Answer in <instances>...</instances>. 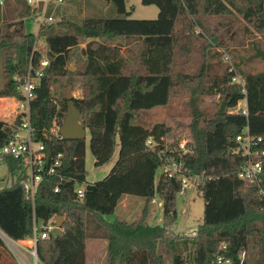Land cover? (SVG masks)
Here are the masks:
<instances>
[{
  "label": "trees",
  "instance_id": "trees-1",
  "mask_svg": "<svg viewBox=\"0 0 264 264\" xmlns=\"http://www.w3.org/2000/svg\"><path fill=\"white\" fill-rule=\"evenodd\" d=\"M106 1L129 14L124 0ZM141 1L158 8L156 18L57 23L67 28L64 32L55 30L52 22L33 34L26 31L23 18L4 19L0 12V97H19L18 85L29 65L39 69L41 58H47L31 103V122L44 145L46 165L59 160L31 197L23 182L26 176L17 173L20 160L6 158L7 172L17 175L0 186V231L12 241L29 240L34 222L41 232L49 220L54 225L61 216L59 231L50 230L35 243L41 264H86L87 238L106 240L107 264H168L169 254L170 264H213L223 245L232 257L244 251L245 264H250L252 254L256 264H264V153L257 156L262 165L257 186L238 178L246 157L235 151V136L244 127L263 138L259 150L264 151V71L241 74L243 93L239 84L230 82L234 71L211 73L207 59L212 46H228L226 36L234 42L239 28L244 35L250 33L239 17L264 34V0ZM39 38L45 43L43 51ZM73 77L82 88L83 96L74 103L89 133L95 165L109 161L118 148L109 173L94 182L85 178L86 138L66 140L52 132L55 125L61 127L66 110L55 85L59 78ZM178 91L191 97L223 96V107L214 113L194 106L187 125L192 150L182 162L186 175L202 179L197 188L204 201L202 222L191 236L173 231L176 194L183 188L180 178L159 174L155 180L160 153L169 154L175 145L161 140L169 127L163 122L150 127L135 122L140 112L167 105ZM242 99L246 114L228 111ZM13 132L14 125L0 119V146ZM148 137L155 142L152 147L145 143ZM76 183H84L81 198L74 191ZM125 194L144 198L139 216L131 221L121 216L108 219ZM155 196L162 203L159 224L150 223L149 217ZM0 245L5 247L1 237Z\"/></svg>",
  "mask_w": 264,
  "mask_h": 264
},
{
  "label": "rangeland",
  "instance_id": "rangeland-1",
  "mask_svg": "<svg viewBox=\"0 0 264 264\" xmlns=\"http://www.w3.org/2000/svg\"><path fill=\"white\" fill-rule=\"evenodd\" d=\"M125 10L129 14L118 11L112 1L106 0H64L62 3H50L47 7L46 15L54 18V28L64 32L66 27L59 26L57 23L77 24L80 25L85 19L99 18H117L128 17L132 19H154L158 15V8L155 5H144L141 0H124ZM25 0H0V12L4 19L23 18L27 32L37 34L38 25L33 21V13L29 9ZM240 23L246 25L250 33L244 35L242 29L234 42H229L226 36L224 42L228 46H212L208 53V66L211 73L222 74L225 71L233 69L234 75L241 76L242 73H257L264 71V34L256 32L243 19ZM58 25V26H57ZM60 27V29H59ZM43 38L38 39V47L41 51L44 48ZM2 57L0 51V88L3 86L4 77L2 73ZM73 64V63H72ZM70 65L73 70L75 66ZM239 74V75H238ZM72 83L71 93L74 98L83 96L79 78L73 77L59 78L56 83L57 95L61 94L64 98L67 83ZM230 82H232L230 80ZM246 102L240 100L234 108L228 111L236 112L238 108H243ZM196 106L200 111L205 113H214L223 107V96L201 95L196 97L188 96L184 91L173 92L167 105L157 106L152 109L143 110L139 113L135 122L150 127L155 123L163 122L169 127V132L164 140L166 144H176L179 141H187L189 130L187 125L190 121V115L193 107ZM16 98L0 97V119L5 122H13L15 117ZM57 129V125L53 130ZM85 169L86 181L94 182L103 179L111 170L118 156V148L114 151L113 156L104 164L95 165L94 157L89 148V133L85 136ZM18 173V172H17ZM17 173L10 175L7 172L5 163L0 164V186L10 184L16 178ZM158 174L159 171L156 170ZM199 180V179H198ZM196 179H188L183 184V188L176 194L175 209L176 221L173 231L183 236L193 235L197 225L202 222L204 201L201 196L200 188H197ZM199 182H201L199 180ZM198 182V183H199ZM200 184V183H199ZM144 204V198L134 195H125L117 204L114 212L109 215L110 219L121 216L131 221L136 219ZM150 223L159 224L162 221V203L155 196L150 204ZM156 216L155 218L153 216ZM93 226V225H91ZM0 236L5 245H0V264H41L39 260L31 254L33 244L29 240L12 241L8 239L1 231ZM100 242V245L98 243ZM172 254L167 256L168 264ZM250 264H256L255 255H249ZM86 264H107L106 262V241L86 239Z\"/></svg>",
  "mask_w": 264,
  "mask_h": 264
},
{
  "label": "built area",
  "instance_id": "built-area-1",
  "mask_svg": "<svg viewBox=\"0 0 264 264\" xmlns=\"http://www.w3.org/2000/svg\"><path fill=\"white\" fill-rule=\"evenodd\" d=\"M64 0H25L26 5L33 13V21H35L39 27L44 23L54 22V18L51 15H46L47 7L50 3H62ZM38 32V31H37ZM48 64V60L45 56L39 61V69L32 68L29 65L27 73L20 79L18 85L19 97L16 98L15 117L14 121L10 124L14 125V132L12 136L3 145L0 146V164L5 163L6 158L12 157L19 159L21 166L17 172H23L26 176L24 185L33 197L37 184L41 181L44 174L54 173V166L59 165V160L56 159L51 166L46 165L44 145L41 141L36 139L34 128L31 122V103L35 97V89L39 83V78L42 75L41 69ZM229 71H233L232 68ZM15 78V77H14ZM17 79V78H15ZM231 81L239 84L242 87V92H245L244 80L239 75H232ZM245 101V99H243ZM236 112L246 114V105L243 108H238ZM9 123V122H8ZM54 128V127H53ZM52 132L59 134V127ZM61 137V136H60ZM164 138H161V140ZM235 141L236 152H239L242 156L246 157V162L243 163L237 170V176L239 179L246 181L250 185L259 186L261 183L262 165L257 156L263 154V150H259V146L263 143V138L260 135H253L250 133L248 127H244L236 136ZM146 145L152 147L155 142L152 137L146 139ZM191 147L187 144V141H179L170 150L169 154H166L164 150L160 153L161 163L158 166L159 174H164L167 177L180 178L182 184L188 179H196L202 182V179L198 175H186V168L182 162V157L191 152ZM60 156V154H58ZM64 176H60L63 178ZM199 179V180H198ZM197 182V186L198 183ZM84 183H76L74 191L78 198L83 196ZM54 192H58L59 187H54ZM46 229L39 232L40 224L33 223L32 236L29 241L33 244L31 250L32 256L36 259L35 243L40 238L48 237V232L55 228V224H52V220H49L45 225ZM223 251L216 254L213 259V264H245L246 253L241 251L237 257L229 256L225 252V246H222Z\"/></svg>",
  "mask_w": 264,
  "mask_h": 264
},
{
  "label": "water",
  "instance_id": "water-1",
  "mask_svg": "<svg viewBox=\"0 0 264 264\" xmlns=\"http://www.w3.org/2000/svg\"><path fill=\"white\" fill-rule=\"evenodd\" d=\"M74 64H72L73 67ZM72 83L69 82L65 88V116L63 123L59 128V134L63 139L66 140H81L86 136L85 124L79 121V112L74 103V96L71 93ZM62 224V217L56 216L55 228L53 229L54 234H56ZM1 237V236H0Z\"/></svg>",
  "mask_w": 264,
  "mask_h": 264
},
{
  "label": "crops",
  "instance_id": "crops-1",
  "mask_svg": "<svg viewBox=\"0 0 264 264\" xmlns=\"http://www.w3.org/2000/svg\"><path fill=\"white\" fill-rule=\"evenodd\" d=\"M154 108H155V107H154ZM157 170H158V169H157ZM158 171H159V170H158ZM158 175H159V173H158V174H157V173L155 174V180H157ZM125 195H127V194H125ZM125 195H123V196L121 197V199H123V197H124ZM121 199H120V201H121ZM120 201H119V202H120ZM119 202H118V203H119ZM153 217L155 218L156 216L154 215ZM107 218L110 219L108 216H107ZM110 220H111V219H110ZM92 239H93V240H104V239H99V238H92ZM105 241H106V240H105ZM106 243H107V242H106ZM98 245H100V242L98 243Z\"/></svg>",
  "mask_w": 264,
  "mask_h": 264
}]
</instances>
